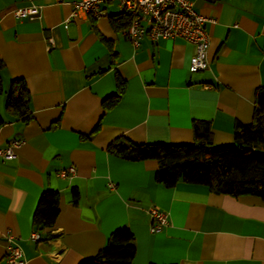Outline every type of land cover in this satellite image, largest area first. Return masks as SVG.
Wrapping results in <instances>:
<instances>
[{
  "label": "crops",
  "instance_id": "1",
  "mask_svg": "<svg viewBox=\"0 0 264 264\" xmlns=\"http://www.w3.org/2000/svg\"><path fill=\"white\" fill-rule=\"evenodd\" d=\"M71 1L0 0V147L20 140L13 157H0V264H9L6 230L22 248V264H77L119 226L133 235L134 264H264V200L183 181L166 187L154 180L155 159L106 150L118 136L191 142L197 120L209 123L213 143L232 142L235 126L251 121L254 91L264 84L263 0H191L213 19L204 25L208 68L195 73L187 69L194 50L188 41L144 36L134 46L124 27L111 24L120 13L115 1L103 5L102 17L66 22ZM30 3L41 6L40 18L13 17ZM115 72L125 89L104 109L102 99L116 91ZM12 78L29 91L26 123L5 110ZM68 166L75 173L60 177ZM44 189L58 192L59 210L52 226L36 228L32 215ZM149 206L168 213L158 232L149 230ZM34 229L39 241L29 239Z\"/></svg>",
  "mask_w": 264,
  "mask_h": 264
},
{
  "label": "trees",
  "instance_id": "2",
  "mask_svg": "<svg viewBox=\"0 0 264 264\" xmlns=\"http://www.w3.org/2000/svg\"><path fill=\"white\" fill-rule=\"evenodd\" d=\"M115 27H125L130 22L126 12L110 16ZM114 62L115 52L110 48ZM3 62L0 59V68ZM101 72V71H100ZM115 93L102 99V107L113 106L125 89L124 80L115 72ZM2 83L0 80V92ZM29 91L22 78H12L6 93L5 110L21 122L32 118L29 109ZM5 119L0 115V124ZM191 142H134L124 136L110 141L108 153L131 161L153 158L157 162L154 180L166 187L178 181L202 184L215 193L255 195L264 200V84L254 91V108L249 123L237 124L233 141L225 144L212 142L209 123L203 120L192 124ZM73 200L78 192L72 188ZM58 192L51 189L41 191L32 215L36 228L50 227L58 214ZM134 239L127 226L114 228L105 246L91 257L81 259L77 264H134Z\"/></svg>",
  "mask_w": 264,
  "mask_h": 264
},
{
  "label": "built area",
  "instance_id": "3",
  "mask_svg": "<svg viewBox=\"0 0 264 264\" xmlns=\"http://www.w3.org/2000/svg\"><path fill=\"white\" fill-rule=\"evenodd\" d=\"M109 1H115L120 12L129 14L130 22L123 28L122 33L132 45L137 46L144 36L152 41L159 38L179 37L188 41L194 47L193 53L188 59V71L195 73L208 68L209 40L204 25L207 21H213V19L197 12L191 0H72V10L65 21L67 22L77 16L102 17L105 15L103 5ZM40 10V5L30 3L13 9L12 15L16 19L24 17L38 19L40 18ZM47 42L49 47L52 39L48 37ZM19 144L20 140L12 139L1 146V159L13 157L14 148ZM74 173L75 168L73 166L58 171L60 177H68ZM146 211L151 218L149 225L151 232H158L168 224L167 212L156 206H149ZM3 239L5 241V261L9 264H22L24 254L15 240V235L6 230L3 233ZM29 239L39 241L41 237L38 230H32Z\"/></svg>",
  "mask_w": 264,
  "mask_h": 264
}]
</instances>
